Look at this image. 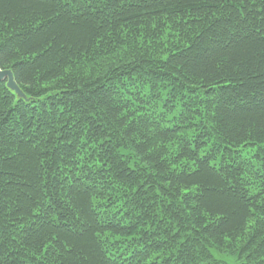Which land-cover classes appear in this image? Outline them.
<instances>
[{"label": "trees", "instance_id": "1", "mask_svg": "<svg viewBox=\"0 0 264 264\" xmlns=\"http://www.w3.org/2000/svg\"><path fill=\"white\" fill-rule=\"evenodd\" d=\"M0 264H264V0H0Z\"/></svg>", "mask_w": 264, "mask_h": 264}, {"label": "water", "instance_id": "2", "mask_svg": "<svg viewBox=\"0 0 264 264\" xmlns=\"http://www.w3.org/2000/svg\"><path fill=\"white\" fill-rule=\"evenodd\" d=\"M0 82H6L7 87L11 90L19 99H24L29 101L22 90L17 85L14 75L10 70H1L0 69Z\"/></svg>", "mask_w": 264, "mask_h": 264}, {"label": "rangeland", "instance_id": "3", "mask_svg": "<svg viewBox=\"0 0 264 264\" xmlns=\"http://www.w3.org/2000/svg\"><path fill=\"white\" fill-rule=\"evenodd\" d=\"M233 252H231L230 250H226L223 252V255H221L224 259H226L227 261H229L230 264H235V256L232 255Z\"/></svg>", "mask_w": 264, "mask_h": 264}]
</instances>
